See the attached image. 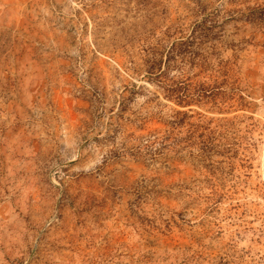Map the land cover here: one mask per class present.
I'll return each mask as SVG.
<instances>
[{"label":"rangeland","instance_id":"1","mask_svg":"<svg viewBox=\"0 0 264 264\" xmlns=\"http://www.w3.org/2000/svg\"><path fill=\"white\" fill-rule=\"evenodd\" d=\"M0 264H264V0H0Z\"/></svg>","mask_w":264,"mask_h":264},{"label":"trees","instance_id":"2","mask_svg":"<svg viewBox=\"0 0 264 264\" xmlns=\"http://www.w3.org/2000/svg\"><path fill=\"white\" fill-rule=\"evenodd\" d=\"M201 96H202L201 94H197L196 98H195L194 95H190V94L186 93V91H183V90H179L176 93V98H177V101L179 103L193 102L195 100H198V98H200Z\"/></svg>","mask_w":264,"mask_h":264}]
</instances>
